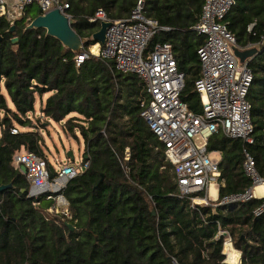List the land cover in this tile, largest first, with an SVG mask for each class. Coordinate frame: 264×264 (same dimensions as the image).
Instances as JSON below:
<instances>
[{
	"label": "trees",
	"instance_id": "trees-1",
	"mask_svg": "<svg viewBox=\"0 0 264 264\" xmlns=\"http://www.w3.org/2000/svg\"><path fill=\"white\" fill-rule=\"evenodd\" d=\"M61 1L70 5L73 30L89 39L100 28L99 22H91L99 11L112 21L128 20L141 1L145 17L169 29L159 31L147 50L172 45L185 75L180 98L190 111L202 112L195 83L201 73L197 51L205 39L193 30L202 0ZM41 15L31 7L14 24L0 18V186H14L0 194V264H225L224 238L216 239L218 222L241 253L242 264H264V215L253 214L261 202L192 208L194 195L180 194L163 145L141 117L140 102L148 99L143 81L115 71L112 61L90 55L93 40L82 50L88 57L77 66V55L45 31H25ZM225 22L239 49L254 47L259 53L248 60L254 143L221 133L208 143V152L222 155L225 187L220 198L251 186L243 169L245 150L264 176V0H235ZM45 93L53 94L42 114L64 122L63 130L72 138L81 136L89 163L65 191L71 219L49 215L52 204L44 198H28L26 178L12 165L23 149L53 168L42 148L41 125L29 117L35 112L36 95ZM12 129L19 133L13 135Z\"/></svg>",
	"mask_w": 264,
	"mask_h": 264
},
{
	"label": "built area",
	"instance_id": "built-area-1",
	"mask_svg": "<svg viewBox=\"0 0 264 264\" xmlns=\"http://www.w3.org/2000/svg\"><path fill=\"white\" fill-rule=\"evenodd\" d=\"M202 1V13L193 28L205 39L197 51L201 63L200 78L195 83L202 107L199 114L190 111L180 98L185 87V75L178 69L172 45L158 44L151 51L147 50L159 31L169 29L146 18L141 1L128 20L112 21L103 11L91 19V22L100 24L110 23V27L106 32L105 45H98L97 51L93 49L97 45L89 47V54L112 61L115 71L137 75L143 81L148 99L140 102L141 117L163 145L166 162L173 168L180 194L194 195L191 198L192 208H237L258 200L261 203L253 214L261 217L264 215V176L246 150L243 169L251 180V186L244 192L219 197L220 188L225 187L220 170L222 155L220 152H208V143L218 133L247 145L254 143L252 107L248 100L253 75L248 61L242 64L235 56L237 40L225 22L235 0ZM31 7H36L42 15L58 10L72 19L68 13L70 5L61 0H0V18L14 24L26 17ZM87 57V53L78 55L77 66ZM18 133V130L12 129L13 135ZM196 138L200 139V144L194 141ZM214 154L218 157L213 158ZM129 156L127 149L125 160L128 161ZM12 165L20 173L23 167L26 169V173L22 174L29 185L28 198H44L52 204L49 215L71 219L65 191L73 179L88 170L89 163L85 162L83 155L79 164L74 159L73 163H61L50 169L44 158L22 149L14 155ZM218 226L216 239L224 238V263L242 264L241 253L234 248L230 234L221 229L219 222ZM227 245L239 254L238 262L228 263L229 256L224 253Z\"/></svg>",
	"mask_w": 264,
	"mask_h": 264
},
{
	"label": "water",
	"instance_id": "water-1",
	"mask_svg": "<svg viewBox=\"0 0 264 264\" xmlns=\"http://www.w3.org/2000/svg\"><path fill=\"white\" fill-rule=\"evenodd\" d=\"M75 21L62 15L58 10L51 11L46 15H41L31 21L26 27L25 31H37L43 30L47 37L56 39L66 49L74 53L75 55H81L82 50L86 45H89L91 40L95 42V45L104 46L106 42V32L110 27V23L102 22L99 30L93 35L92 39L80 37L74 30L73 25ZM15 27H12L13 32ZM17 39L13 40V43H17ZM259 52L256 48L248 50H240L234 48V54L242 64H245L248 60L253 58ZM66 159L74 162V155L72 152L66 154ZM22 173H26V169H21ZM13 183L9 185L0 186V194L13 189ZM25 192V190H23ZM155 215V212L153 211ZM69 228L73 231L74 228L69 225Z\"/></svg>",
	"mask_w": 264,
	"mask_h": 264
},
{
	"label": "rangeland",
	"instance_id": "rangeland-1",
	"mask_svg": "<svg viewBox=\"0 0 264 264\" xmlns=\"http://www.w3.org/2000/svg\"><path fill=\"white\" fill-rule=\"evenodd\" d=\"M52 94L53 93H45L42 96L36 95L35 112L30 114L29 117L34 119L33 121L35 125H41L40 129H38V133L43 139L42 148L46 157L55 168L61 163L67 164L70 161L66 159V154L68 152L73 153L76 164H79L84 153V142L81 136L78 134L79 140L72 138L63 130L64 122H54L42 114V108L46 100L52 96ZM4 95L8 98V95L5 92ZM8 102L10 103L9 98ZM2 115L3 114L1 113L0 117H2ZM194 141L197 144H200L201 142L199 138H196ZM219 156L221 157V155ZM212 157L217 158L218 156L214 154Z\"/></svg>",
	"mask_w": 264,
	"mask_h": 264
},
{
	"label": "bare ground",
	"instance_id": "bare-ground-1",
	"mask_svg": "<svg viewBox=\"0 0 264 264\" xmlns=\"http://www.w3.org/2000/svg\"><path fill=\"white\" fill-rule=\"evenodd\" d=\"M94 51L98 50V45L93 47ZM214 195V192H213ZM214 197V196H213ZM224 253L229 256L228 263L238 262L239 254L236 253L229 245L226 246Z\"/></svg>",
	"mask_w": 264,
	"mask_h": 264
}]
</instances>
